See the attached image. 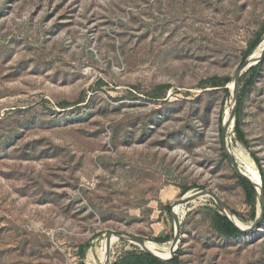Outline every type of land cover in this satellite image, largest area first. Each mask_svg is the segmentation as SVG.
Instances as JSON below:
<instances>
[{
    "label": "rangeland",
    "instance_id": "rangeland-1",
    "mask_svg": "<svg viewBox=\"0 0 264 264\" xmlns=\"http://www.w3.org/2000/svg\"><path fill=\"white\" fill-rule=\"evenodd\" d=\"M257 37L252 54L264 0H0V264L102 261L108 231L169 246L164 206L201 191L250 226L224 148L264 172V56L242 96L247 145L235 115L224 142L221 128ZM178 208L174 264H264V216L229 239L211 228V197ZM110 246L111 264L140 250Z\"/></svg>",
    "mask_w": 264,
    "mask_h": 264
},
{
    "label": "trees",
    "instance_id": "trees-1",
    "mask_svg": "<svg viewBox=\"0 0 264 264\" xmlns=\"http://www.w3.org/2000/svg\"><path fill=\"white\" fill-rule=\"evenodd\" d=\"M261 42V37H257V39L253 42V44L248 48L244 55V61L252 54V52L257 48V46ZM260 70V64L258 63L255 66H252L247 70V72L240 78V83L242 84V91L240 96L238 97V104H237V111L235 113V135L238 141L247 145V141L244 138V132L242 131V121H241V113H242V96L248 89L250 85L253 84L254 80L257 78V75ZM248 77V78H247ZM230 80L224 79L223 82L216 77L210 78L204 82V84H208L211 88H223ZM170 87L168 85H160L156 88L154 92V96H151L153 99H159L161 96L164 95L166 90ZM225 94L228 95V90H224ZM68 105V104H67ZM254 162L258 167L259 174L261 176V181L264 189V172L260 165L259 159L254 156ZM238 184L242 188L244 195H245V203L250 208L251 211V219L254 220L256 216V200H257V193L256 190L252 187V185L247 182L246 180L239 177ZM187 191H183L182 193H186ZM164 211L167 214L168 218L171 219V209L169 205L164 206ZM235 214V213H233ZM210 225L211 228L220 236L224 238H238L244 236L245 233L240 232L237 230L234 225L224 216L222 215L219 210H210ZM170 238L165 236L164 238H155V243H164L168 241ZM84 251L83 248L80 249V254L83 255ZM177 262V254L175 258L172 259L169 263H176ZM80 264H84L81 262ZM112 264H164L159 262L154 257L145 254L140 250H134L131 252H125L122 254L117 261L113 262Z\"/></svg>",
    "mask_w": 264,
    "mask_h": 264
},
{
    "label": "water",
    "instance_id": "water-1",
    "mask_svg": "<svg viewBox=\"0 0 264 264\" xmlns=\"http://www.w3.org/2000/svg\"><path fill=\"white\" fill-rule=\"evenodd\" d=\"M264 56V47L262 49V52H261V56L256 59L254 62H251L249 61V59H246L241 67V71L244 70H248L249 68H251L252 66L254 65H257L262 57ZM240 74V73H239ZM239 74L234 76L232 80H234V88L232 90H230V94L232 96V100H233V108L231 110V120L232 122L234 121L233 118H234V115H235V111H236V107H237V104H238V95H239V92H238V80H239ZM225 135H226V128L224 127V125H222V128H221V139L222 141L224 142V139H225ZM225 150V155L227 156V158L229 159V161L231 162L232 166L234 167V170L235 172L238 174V176L244 180H246L247 182H249L252 187L256 190V193H257V209H258V212L256 213V216H255V219L253 221V223L248 226L247 228L245 229H241L239 228L229 217L228 215L226 214V208L224 207V204L221 202V200L212 192H207V191H201V192H198L196 194H192L191 196H184L183 198H181L180 200L174 202L172 204V208L179 205V206H182L186 203H189L191 201H194L195 199H198L199 197H203L205 195L211 197L216 205L218 206L219 210L221 211V214L224 215L233 225L234 227L239 230L240 232H243V233H247V232H250V231H253L255 228H257L259 226V224L261 223L262 219H263V216H264V189H263V185H262V182H261V185L259 187V189L256 188V186L250 181V179L242 173L240 167L236 164V162L234 161V159L232 158V155L230 154L228 148L225 146L224 148ZM171 216H172V220L174 222V235H173V240L172 242L170 243V257L169 258H160L158 256H156L154 253L150 252L148 249L145 248V241L138 237V236H134V235H129V234H122L120 232H114V231H108L105 233V237L107 239V243H106V250H107V262L106 264H111L110 263V249H111V246H110V238L113 236L115 238H118V239H122V240H126V241H137L138 244L140 245L137 246L142 252H144L145 254H148L152 257H154L155 259H157L159 262L161 263H166L172 259H174L175 257V252H176V249H177V244L179 243V231H180V220H179V217L177 214H175L173 212V210L171 211Z\"/></svg>",
    "mask_w": 264,
    "mask_h": 264
},
{
    "label": "bare ground",
    "instance_id": "bare-ground-1",
    "mask_svg": "<svg viewBox=\"0 0 264 264\" xmlns=\"http://www.w3.org/2000/svg\"><path fill=\"white\" fill-rule=\"evenodd\" d=\"M264 47V44L262 43L259 48L250 56L249 61L254 62L256 59H258L261 56V52L262 49ZM244 71V70H243ZM229 88L232 90L234 88V80H232L231 84L229 85ZM227 108V107H226ZM231 109L228 108L226 110V112L224 113L223 116V125L226 128V130L229 132L231 127H232V120H231ZM231 133V132H230ZM232 148V147H231ZM235 149V148H234ZM237 150V149H236ZM230 152V151H229ZM231 154V153H230ZM234 154V153H233ZM238 158H240V160L243 162L244 166L240 167L241 171L243 174H245L250 181L256 186L257 189H259L260 185H261V180H260V175L259 173L251 166L249 165L244 157H242V154H238L237 155ZM237 158V159H238ZM239 161V160H238ZM240 162V161H239ZM192 194H189L188 196H191ZM205 197H209L207 195L203 196V197H199V198H205ZM198 198V199H199ZM179 205L175 206L173 208V212L175 214H179ZM226 214L228 215V217L241 229H245L247 228L249 225L245 224L242 220H240L239 218H237L236 216L232 215L229 211L226 210ZM106 239V237H105ZM116 240H118V238H115ZM99 241V240H98ZM131 242V241H130ZM132 243H134L136 246L140 245L138 244L137 241H132ZM145 248L148 249L150 252L154 253L156 256L160 257V258H169L170 257V245L169 246H157L155 245L153 242H145ZM99 254L97 253V255H93L90 254L87 258V264H106L107 262V253H103L102 254V261L99 259Z\"/></svg>",
    "mask_w": 264,
    "mask_h": 264
}]
</instances>
